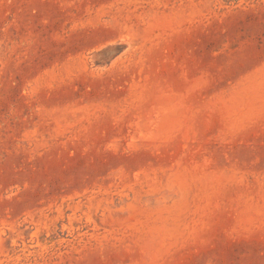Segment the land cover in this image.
<instances>
[{"label": "rangeland", "instance_id": "1", "mask_svg": "<svg viewBox=\"0 0 264 264\" xmlns=\"http://www.w3.org/2000/svg\"><path fill=\"white\" fill-rule=\"evenodd\" d=\"M0 264H264V0H0Z\"/></svg>", "mask_w": 264, "mask_h": 264}]
</instances>
